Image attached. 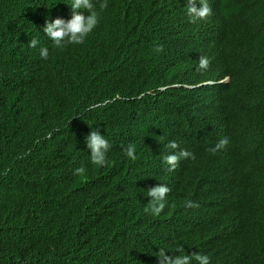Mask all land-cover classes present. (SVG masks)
Returning <instances> with one entry per match:
<instances>
[{
    "label": "clouds",
    "instance_id": "9594fccd",
    "mask_svg": "<svg viewBox=\"0 0 264 264\" xmlns=\"http://www.w3.org/2000/svg\"><path fill=\"white\" fill-rule=\"evenodd\" d=\"M127 4V7L118 8ZM183 4L182 0H133L120 5L107 0H55L51 12L41 20L36 32L28 41H21V47L32 50L37 47L38 39L41 40L34 56L41 67L47 62L49 55L52 56L51 47L62 50L72 45L76 62H80L86 71L102 63L115 69L118 61L120 66L132 62V59L120 60L125 36L122 33L124 24H139L141 20L157 26L155 41L139 51L148 59L150 54L156 63L151 70L147 68L139 73L148 85L141 96L147 95L149 99L164 97L166 101L160 102V105L147 102L145 112L138 120L128 118L125 121V124L130 125L127 129L133 141L137 128L141 127L142 133H145L146 137L141 141L140 148H143L145 142L148 143L145 149L149 156L148 162H143L136 172L135 164L140 160H136V146L132 139L126 141V147L121 149L122 143L113 142L118 136L115 138L114 135L113 139L105 129L89 122L82 123V113L73 111L60 115L47 130L34 128L33 118L28 116L27 105L31 102L40 111L53 109L48 99L58 91L60 82L53 74L44 79L47 86L39 82L25 84L18 74L15 75L21 96L20 100L6 99L0 104V139L9 141L11 138L17 144L20 142L17 132L20 131L21 144L40 142L44 152H48L47 156H53L58 147L63 145L75 150L73 141L68 139L66 133L78 136L80 149L84 153L81 162L86 161L73 166L79 165L73 169L75 178H81L91 166L103 170L115 162H132L125 170L119 168L114 172L119 181L116 185L122 188L124 195L123 197L116 192V199L118 204L123 201V212L128 217L132 215L131 211L137 203L135 200H142L143 212L151 219L157 218L159 224L172 215L175 209L188 217L204 221L208 226V221L214 223L216 235L213 242L207 241L210 234L200 239L193 235L182 238L174 234V240L156 248L145 264H264V30L254 34L244 31L257 27L252 26L250 21L264 18V0H225L219 4L216 0H211V6L208 0H186L185 9L190 20L205 19L204 26L200 21L195 23L197 30L194 34L191 32V23L181 25L179 8ZM165 13L169 17L178 15L179 22L172 25ZM238 14L240 19H234L233 16ZM205 28L216 38V42L212 40L215 47L213 58L206 53V57L199 56L197 64L192 67L190 40L196 36L198 43L201 31ZM44 39L46 43L42 42ZM220 41L228 42L232 47L227 48ZM242 41H246L253 51H244ZM167 44L170 48L166 66H175L177 75L169 74L164 82V79H159L163 58L158 63L153 51H162ZM174 46L177 47L178 60L172 56ZM220 58L228 61V65L222 70L218 69ZM175 61H178L176 65ZM180 62L185 65V71L180 69ZM63 66L64 63L60 60V65L48 69V72H54L55 69L60 71ZM135 68L137 69V65ZM211 73H214L213 81L215 79L217 86L221 79L234 77L232 83L225 86L223 97L211 98L210 108L207 94H210L212 86L207 78H210ZM235 73L238 75L235 76ZM160 86L165 87L164 93ZM199 89L203 96L201 105ZM173 95H177L174 101L171 100ZM220 102L223 103L221 111L217 110ZM166 108L176 111L179 117L175 121L171 120L168 127L155 133L159 122L165 119L161 109ZM239 112L260 114L263 122L253 124L239 121ZM41 117L39 114L37 121ZM146 118L149 120L147 123L144 121ZM206 120L209 122L206 123ZM174 122L176 125H172ZM220 126H227L229 130L222 137L217 134ZM111 128L118 129L120 126L111 124ZM202 134L211 135L202 140L198 138ZM156 152L163 154L158 157ZM192 153H201L203 156L191 159ZM109 157L117 159L110 161ZM160 158L161 166L154 169ZM183 158L190 160L184 165L177 164ZM167 176L170 178L165 180ZM112 180L111 172L107 171L101 192H107L105 187ZM1 183L5 187L17 186L15 179L2 172ZM76 189L79 193L86 192L81 186ZM65 190L69 191V188ZM5 196L6 193L3 192L0 197V217L7 216L10 212L5 211L8 209ZM164 223L166 224H162ZM174 223L177 224V221ZM183 246L186 247L185 252L181 250ZM125 262L129 264L127 260ZM113 264L121 263L115 259Z\"/></svg>",
    "mask_w": 264,
    "mask_h": 264
},
{
    "label": "trees",
    "instance_id": "16d2710c",
    "mask_svg": "<svg viewBox=\"0 0 264 264\" xmlns=\"http://www.w3.org/2000/svg\"><path fill=\"white\" fill-rule=\"evenodd\" d=\"M54 1L0 0V104L6 99L20 100L17 74L25 84L36 80L46 85L41 74L34 76L33 80L31 71L27 72L29 51L25 46L21 47V41H28L36 32L41 20L51 12ZM123 29L122 52L139 53L142 47L155 41L158 34L156 25L141 20L139 24H124ZM71 50L74 52L67 61H64V55L55 56L62 50L52 53L53 61L62 60L64 63L60 74L52 75L60 79L58 91L48 99L53 109L40 111L31 102L27 105L34 128L47 130L60 115L76 111L82 113V123L89 122L105 129L113 139L114 135L115 138L118 136L113 142L122 143L121 149L126 147V141H133V138L127 129L130 125L125 121L128 118L138 120L145 112L148 101L147 95L141 96L144 89L135 85L123 87L121 78L113 73L114 67L105 63L86 71L80 62H76L75 50ZM134 62L132 59L129 65L135 67ZM119 68L124 70L126 65ZM39 71L48 72V69L39 66ZM104 87H112L113 90L111 93L100 91ZM117 93L120 94L116 96ZM110 110L116 115L110 116ZM122 112H127V118L118 122L116 118ZM39 114L42 117L37 121ZM147 118L144 120L146 123L149 121ZM111 124L120 128L112 129ZM139 130L141 127L133 141L136 160H140L135 164L134 172L143 162H148L147 158H143L144 161L139 159L142 143L137 136ZM17 133L20 138L17 144L11 138L9 141L0 139V172L17 183V186L8 187L0 184V197L6 193L8 209L5 211H10L7 216L0 217V264H113L115 259L121 264H126V260L129 264H145L156 248L174 240V234L182 238L193 235L198 239L208 235L207 223L176 209L172 215L163 218L166 224H159L157 218L151 219L143 212L142 200H135L137 203L128 217L123 212V201L118 204L116 199V192L124 195L122 188L116 185L119 181L114 174L116 169L128 168L129 165H120L125 161L115 162L103 170L91 166L78 179L73 176V169L79 165L73 166L86 161L81 162L84 153L78 136L66 133L75 150L63 145L58 147L56 154L47 156L42 143L21 144L22 133ZM108 159L113 161L117 158ZM107 171L111 172L114 180L105 187L107 192L104 193L101 190ZM78 186L86 192L79 193ZM51 207L54 208L48 210ZM58 217L61 218L54 221ZM203 226L205 232L197 233ZM194 228L195 231L192 230ZM181 250L185 252L186 247H181Z\"/></svg>",
    "mask_w": 264,
    "mask_h": 264
},
{
    "label": "water",
    "instance_id": "95a60500",
    "mask_svg": "<svg viewBox=\"0 0 264 264\" xmlns=\"http://www.w3.org/2000/svg\"><path fill=\"white\" fill-rule=\"evenodd\" d=\"M109 3H113L114 5H120L122 3H124L125 1H128V2H132L133 0H107ZM225 0H216V3L219 4V3H222L224 2ZM248 1V0H245V2ZM182 2L184 3L179 9V13L181 14L180 18H181V25H186L188 22L191 23V26L193 27V29L191 30V32L194 34L195 31L197 30L195 28V23L197 21H200L202 23V26H204V20H196V21H192L190 20V18L188 17L187 13H186V9H185V3H186V0H182ZM165 3V2H164ZM173 4V3H172ZM208 4L209 6H211V0H208ZM174 5V4H173ZM127 5H123V6H120L118 8H121V7H127ZM176 7V6H175ZM168 12V11H167ZM167 15L166 19L171 22L172 25H175V22H179V17L176 12L175 15H172L169 17V14L168 13H165ZM59 16L61 18H64L65 17L62 15V14H59ZM59 16H56L59 17ZM234 19H240V16L239 14L238 15H234L233 16ZM243 20H246V18H243ZM209 22H212V23H215L213 20H209ZM250 24L252 26H257V27H251V28H247L245 29L244 31L247 33V34H254L256 33L257 31H260V30H264V18H261L260 20H255V21H250ZM177 26V25H176ZM176 26H175V29H176ZM221 31H222V27L220 28ZM173 32H176V31H173ZM208 32V33H207ZM202 35L200 37V40H198V43H196V36L195 37H192L191 40H190V44H191V54H190V60H191V64L196 65V61H197V58L199 56H205L206 57V53H208L210 55V57L213 58V53H214V42L212 40H215L216 42V38L215 36L212 34V32H209V30L207 28L204 29V31H201ZM207 34H210V35H207ZM185 35V34H184ZM218 35H220V33H218ZM47 38V37H46ZM176 38L174 37L173 40H175ZM39 43L36 47V50L38 51V47L40 46L41 44V40L38 39ZM49 41V40H48ZM43 43H46L47 41H45V39L42 41ZM50 42V41H49ZM176 43H178L177 41H175ZM221 42V41H220ZM223 46H226L227 48H231L232 46L229 45L228 42H221ZM237 43V41H236ZM242 45H243V50H247V51H253V49L248 45V43L246 41H242L241 42ZM161 44H165V43H162ZM183 45V42L181 43ZM71 46L72 45H68L66 47H64L62 49L61 52L59 53H56L55 56H62L64 55L65 59L64 61H67L68 58L70 56H72V53L74 51L71 50ZM258 46V44L256 45ZM50 47V45H49ZM186 47V46H185ZM169 45H164L163 46V50H159V51H153V56L155 57L154 59H156L159 63V60L160 58H163V64H162V68H160L161 70L159 71V79H164V82L166 81L165 78L173 73L174 75H177V72H176V69H175V66L173 67H170V66H166V63H168V57H169ZM75 50V49H74ZM149 50V49H147ZM28 54H27V60L29 62V67H28V71H31V75H32V79L33 77H37L39 74L40 77L42 78H46L47 76L53 74V75H58L60 74V72L58 70H54V72H40L39 71V63H38V60H35V53L36 51H34L33 53V50H31V48H28ZM177 51V47H172V51L173 52L172 56H173V59H174V56L175 58L178 60L179 59V56L178 54L176 53ZM223 53V52H222ZM149 59L148 57L146 56H143L141 55V53H125V52H122V56L120 57V60H129V59H134L135 62L134 64L137 65V69L135 67H133L132 65H126V69L122 70L119 68V66L121 65V63H119V61L116 63V68L113 70V73L117 74L121 79V82H122V86L123 87H127V88H130L132 85H135L137 87H142L143 89H146L148 87L147 85V82L144 81V77L140 76L139 73L143 72L144 70H146L147 68L149 70L152 69V66H156V63L154 62L153 60V57L149 54ZM220 63L218 65V69L219 70H222L224 67H226L228 65V61L225 59V58H220ZM178 61H175L174 65L177 64ZM157 63V65H158ZM60 65V60H56V61H53V59H51L50 61H47L43 68L45 70L47 69H50L54 66H59ZM147 65V66H146ZM135 66V65H134ZM179 67L180 69L184 70L185 71V65H183L182 62H180L179 64ZM1 69H4V68H1ZM16 70H19V67H15ZM26 72L27 76H29V74ZM137 72V73H136ZM213 74L214 73H211L210 75V80H211V90H210V95H211V98H215V97H223L225 95V86L226 85H230L232 83V77H227V74H226V77L224 80L221 79L219 82L220 84L217 86L214 81H213ZM238 73H235V76H237ZM215 76V75H214ZM34 80V79H33ZM52 81V80H51ZM36 82V80L34 81ZM176 84V80L174 81ZM47 88H50V87H47ZM160 88L163 90V93H164V89L165 87H161ZM194 87H192L193 89ZM104 91V92H108V93H111L113 88L112 87H104L103 89L101 88L100 91ZM121 93V91H120ZM120 93H117L116 96ZM155 95H158L155 94ZM177 97V95H176ZM174 95L171 97V100L174 101L175 98H176ZM147 101L148 102H151V103H155L156 105H160V102H163V101H166V98L162 97L160 99H149L147 98ZM104 102L106 103V100H104ZM222 106H223V103L220 102L219 103V107L217 108V110L221 111L222 109ZM215 109L214 108V113H215ZM109 115L111 116L112 114L116 115V113L113 111V110H110L109 111ZM127 112L125 113H121L116 119L118 120V122H120L119 120H123L124 118H127V115H126ZM161 113H162V116L165 118L163 119L161 122H159L158 126L156 127V131L155 133H158L159 131H161V129H163L164 127H168L169 126V123L171 120L175 121L176 118L179 117V115L176 113V111H173V110H170L169 108H166L165 110H162L161 109ZM102 117L103 114H100ZM84 117H87L85 114H83ZM87 118H90V117H87ZM237 118L239 119V121H248L250 123H257L258 121H262V118H261V115L260 114H257V113H241L239 112L238 115H237ZM91 119V118H90ZM114 122V121H112ZM209 121L206 120V123H208ZM172 125H176L175 122L174 124L172 123ZM194 125V124H193ZM138 129V128H137ZM243 130V129H242ZM228 127L227 126H220V128L217 129V134L219 135V137H222L224 134H226L228 132ZM194 134V132H193ZM211 134H202V135H199L198 138L199 139H206L208 137H210ZM138 138L140 139L141 138V141H143V139H145L146 135L145 133H142V131H138ZM154 136H156V134H154ZM144 137V138H143ZM141 143V142H140ZM148 143L145 142V144L143 145V148H139V159L142 158V161H144L143 158H147L149 159V156H147L146 154V145ZM166 151V150H165ZM161 154L163 153H157L156 152V156L158 157H161ZM192 158L191 159H195V158H202V154L201 153H192ZM195 157V158H194ZM190 160V158H183L180 159L178 161L177 164H181V165H184V163H187L188 161ZM162 164L161 162V158H160V161H157L155 168H159ZM186 166L188 164H185ZM170 177L167 176L165 180H168ZM172 178H176V176H172ZM209 222V228H208V231H206L207 234H210L209 237L207 238V241L208 242H213V240L215 239V235H216V229H214V223H211V221H208ZM193 231H195V228L192 229ZM201 230V231H200ZM199 230V232H205V227H201ZM155 246H158L157 243H155ZM147 257V255L145 256Z\"/></svg>",
    "mask_w": 264,
    "mask_h": 264
},
{
    "label": "bare ground",
    "instance_id": "6f19581e",
    "mask_svg": "<svg viewBox=\"0 0 264 264\" xmlns=\"http://www.w3.org/2000/svg\"><path fill=\"white\" fill-rule=\"evenodd\" d=\"M171 44H172V42H171ZM33 50V53H34V51H36V48H33L32 49ZM60 49H55V48H53V47H51L50 48V54H52V53H54V52H58ZM91 57V56H90ZM184 57V56H183ZM51 59H54L53 58V56H50L49 55V58L46 60V61H50ZM190 61V60H189ZM172 62H174L173 60H172ZM190 66H192L193 67V65L191 64V61H190ZM199 72H200V70H199ZM207 81H208V83H210V78H207ZM210 89V88H209ZM208 89V90H209ZM199 93L201 94V98H200V105H201V102H202V100H203V96H202V93H201V91H200V89H199ZM207 99H208V106L210 107V104H211V96H210V94L208 93L207 94ZM201 107V106H200ZM217 107H218V105H217ZM211 108V107H210ZM122 167H124V166H128V165H131V162H125V163H122V164H120ZM201 197H203V196H201ZM197 233H200L199 231H197ZM225 249V248H224ZM228 249H226V251H227ZM220 260V259H219ZM134 264H135V262H134Z\"/></svg>",
    "mask_w": 264,
    "mask_h": 264
}]
</instances>
